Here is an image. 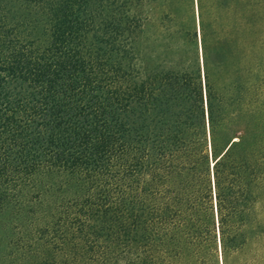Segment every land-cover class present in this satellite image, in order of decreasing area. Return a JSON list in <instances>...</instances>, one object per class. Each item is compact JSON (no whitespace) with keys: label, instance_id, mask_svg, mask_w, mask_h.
I'll return each instance as SVG.
<instances>
[{"label":"trees","instance_id":"16d2710c","mask_svg":"<svg viewBox=\"0 0 264 264\" xmlns=\"http://www.w3.org/2000/svg\"><path fill=\"white\" fill-rule=\"evenodd\" d=\"M89 1L0 0V264H264V121L224 140L207 82L203 134L135 143L112 110L151 90L88 52Z\"/></svg>","mask_w":264,"mask_h":264},{"label":"rangeland","instance_id":"374dc122","mask_svg":"<svg viewBox=\"0 0 264 264\" xmlns=\"http://www.w3.org/2000/svg\"><path fill=\"white\" fill-rule=\"evenodd\" d=\"M89 11L86 48L104 61L106 74L124 85L149 84L148 101L112 110L135 143H149L156 133L188 136L198 128L203 134L207 82L213 101L226 105L224 140L231 131L258 132L252 121H264V0L253 47L241 36V0H90ZM29 91L20 79L1 85L8 98Z\"/></svg>","mask_w":264,"mask_h":264}]
</instances>
